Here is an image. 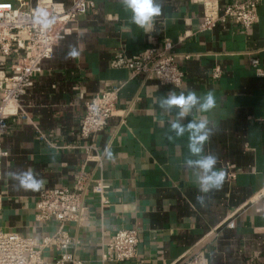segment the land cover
<instances>
[{"label": "crops", "instance_id": "crops-1", "mask_svg": "<svg viewBox=\"0 0 264 264\" xmlns=\"http://www.w3.org/2000/svg\"><path fill=\"white\" fill-rule=\"evenodd\" d=\"M39 1L70 7L74 0H31L34 6ZM89 1L94 7L69 25L53 58L35 75L20 110L8 119L0 228L38 241L54 234L57 222L37 221L38 198L44 190L71 188L85 166L109 190L104 201L87 195L86 220L66 227L84 264H264V76L257 72H264V0L250 29L229 19L211 31H201L204 0H158L162 13L147 31L131 23L121 0ZM244 1L218 0L220 12ZM166 43L174 46L184 73L180 88L131 79L127 69L111 66L119 53L131 58ZM70 46L81 54L67 58ZM216 68L218 78L213 76ZM115 86H122L116 112L94 142L100 167L87 162L92 143L80 136V127L86 104ZM169 89L198 95L214 90L217 99L211 112L189 117L208 116L214 131L205 152L215 154L217 169L226 172L222 188L203 204L197 202V187L184 166L187 134L169 140V115L155 103ZM26 171L43 181L39 190L13 179L12 173ZM132 229L139 232L136 257L125 263L106 261L110 237Z\"/></svg>", "mask_w": 264, "mask_h": 264}, {"label": "built area", "instance_id": "built-area-1", "mask_svg": "<svg viewBox=\"0 0 264 264\" xmlns=\"http://www.w3.org/2000/svg\"><path fill=\"white\" fill-rule=\"evenodd\" d=\"M16 2V4L14 3ZM260 0H246L227 7L220 12L218 0H204L205 12L201 31H211L220 22L233 20L248 30L258 20ZM94 4L89 0H74L70 7L53 1H39L35 6L31 0H0V180L4 136L9 131L8 119L20 110L22 98L32 88L42 63L53 58L58 42L69 32V25L86 14ZM43 9L54 17L55 22L45 29L37 22V10ZM256 68L258 61L253 60ZM113 68H125L131 79L157 80L175 88L183 84L184 73L177 63L174 46L166 43L160 50L151 49L131 58L122 53L112 61ZM259 76H264L257 69ZM221 75L215 69L214 78ZM122 86H115L86 104L85 116L80 127V136L92 144L87 147V162L102 166V157L94 142L106 130L116 112ZM109 185L103 179H94L83 166L71 188L48 189L41 192L37 201V221H55L58 229L40 241L5 232L0 228V264H84L76 257L75 240L66 230L69 224H82L88 213L87 195L93 194L104 201ZM1 209V200H0ZM229 226L233 227L231 222ZM139 232L135 229L120 230L110 237L106 261L125 263L133 260L139 246ZM53 254L49 259L46 255Z\"/></svg>", "mask_w": 264, "mask_h": 264}, {"label": "clouds", "instance_id": "clouds-1", "mask_svg": "<svg viewBox=\"0 0 264 264\" xmlns=\"http://www.w3.org/2000/svg\"><path fill=\"white\" fill-rule=\"evenodd\" d=\"M122 6L130 12L131 23L137 27L150 30L155 19L162 13V4L158 0H121ZM37 22L45 29L51 27L55 18H49V14L43 10H37ZM80 51L75 46H70L67 58H76ZM163 113L169 115L168 139L182 138L187 134L188 156L184 166L190 170L199 195L196 200L203 204L205 197L222 188L226 172L217 169L218 157L210 152H205V145L213 135L214 126L211 125L207 115H201L199 119H189L194 112L206 114L217 107V99L214 90L198 95L194 90L181 91L179 94L169 89L166 95L155 102ZM104 154L109 159L112 157L110 148L106 147ZM13 179L26 189L39 190L43 181L37 179L33 172L12 173Z\"/></svg>", "mask_w": 264, "mask_h": 264}]
</instances>
